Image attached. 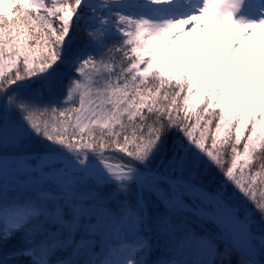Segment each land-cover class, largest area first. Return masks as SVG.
I'll return each mask as SVG.
<instances>
[{"label":"snow or ice","instance_id":"6c2138e0","mask_svg":"<svg viewBox=\"0 0 264 264\" xmlns=\"http://www.w3.org/2000/svg\"><path fill=\"white\" fill-rule=\"evenodd\" d=\"M257 215L264 0H0V264H264Z\"/></svg>","mask_w":264,"mask_h":264},{"label":"trees","instance_id":"16d2710c","mask_svg":"<svg viewBox=\"0 0 264 264\" xmlns=\"http://www.w3.org/2000/svg\"><path fill=\"white\" fill-rule=\"evenodd\" d=\"M35 142L36 143H41L39 141V139H37ZM139 167H142V166H139ZM150 167H155V161L152 162ZM212 171L217 174V176L219 177V179L221 181L224 180V177L217 172L215 167H212ZM120 183H124L125 184V188H120L119 187V183H117L115 181L111 185H109V187L113 191H116V192L120 193L121 194V198H123L122 193L126 190L127 187H131L132 190L135 191V187L136 186H135V183L133 181H121ZM15 196H16L15 192L10 193V195L7 198V200L3 201L2 203H4V204L12 203L14 198H15ZM18 202L23 203L24 202V196H21L20 200ZM160 210H162V206H161ZM255 219H256V226L258 228H264V222H261L259 220V216L258 215L255 217ZM211 231H215V228L211 227ZM260 234L264 235V231H261ZM98 248H99V245H98ZM161 251H164L165 255H167L168 257H173L175 259V261H176V264H186V262L189 259L184 254H180V248L178 247V245L176 243H172L171 246L168 247V248H162ZM256 256H257V258L259 260L261 259L259 253H257ZM129 258H131V253H129L128 251L120 253L116 257L115 264H125V261L127 259H129ZM6 259H7V264H29L28 258H21V257H19L17 255H14V254H8L6 256ZM98 264H99V262H98ZM216 264H236V257H235V255H233L230 259H224L222 257H218L217 260H216Z\"/></svg>","mask_w":264,"mask_h":264},{"label":"rangeland","instance_id":"374dc122","mask_svg":"<svg viewBox=\"0 0 264 264\" xmlns=\"http://www.w3.org/2000/svg\"><path fill=\"white\" fill-rule=\"evenodd\" d=\"M226 43H229V38L227 36V25H216L210 23L207 32V45L210 49V55L213 58L218 57L222 53ZM180 254L187 256L181 249Z\"/></svg>","mask_w":264,"mask_h":264},{"label":"bare ground","instance_id":"6f19581e","mask_svg":"<svg viewBox=\"0 0 264 264\" xmlns=\"http://www.w3.org/2000/svg\"><path fill=\"white\" fill-rule=\"evenodd\" d=\"M235 235H236V243L239 246L243 245L244 243V232L243 229H238L237 231H235Z\"/></svg>","mask_w":264,"mask_h":264},{"label":"water","instance_id":"95a60500","mask_svg":"<svg viewBox=\"0 0 264 264\" xmlns=\"http://www.w3.org/2000/svg\"><path fill=\"white\" fill-rule=\"evenodd\" d=\"M231 241L232 242H234L236 245H237V243H236V235H235V232L232 234V236H231ZM238 246V245H237ZM256 260H257V264H259V259L256 257Z\"/></svg>","mask_w":264,"mask_h":264}]
</instances>
